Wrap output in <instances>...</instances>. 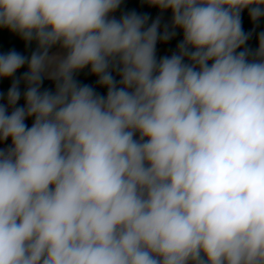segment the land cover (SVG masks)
<instances>
[{
  "label": "clouds",
  "instance_id": "obj_1",
  "mask_svg": "<svg viewBox=\"0 0 264 264\" xmlns=\"http://www.w3.org/2000/svg\"><path fill=\"white\" fill-rule=\"evenodd\" d=\"M140 2L0 0V264H264V0Z\"/></svg>",
  "mask_w": 264,
  "mask_h": 264
},
{
  "label": "trees",
  "instance_id": "obj_2",
  "mask_svg": "<svg viewBox=\"0 0 264 264\" xmlns=\"http://www.w3.org/2000/svg\"><path fill=\"white\" fill-rule=\"evenodd\" d=\"M122 10L123 11L135 10L136 12L141 13V14L147 13L152 19L159 13V10L157 8L149 7L147 4H141L140 0H124V3L122 5ZM168 13L171 15L170 12ZM117 15H119V13H117ZM242 24L246 32L251 31L253 28V24L248 16L247 10H245L242 13ZM260 31H264V19H261L259 21L258 26L256 27V33H254L252 38L248 41L249 47L255 49L258 46L257 34ZM177 42L178 41L173 39L169 41L168 43H166L169 49V53L175 49V45ZM32 47L34 48V45ZM13 48L25 54L31 51V49H28L26 51L24 42L18 36L10 33L7 29H0V53H6L7 51ZM24 70L26 69L19 70L17 75H19ZM78 79L82 83H87V84H94V80H95L94 77L87 75V69L80 73ZM9 84H10V81H7V80L0 81V90L6 91ZM43 87L52 88V84L49 81L45 80ZM97 91L104 93L105 90L97 88ZM29 124H30V121H29Z\"/></svg>",
  "mask_w": 264,
  "mask_h": 264
},
{
  "label": "rangeland",
  "instance_id": "obj_3",
  "mask_svg": "<svg viewBox=\"0 0 264 264\" xmlns=\"http://www.w3.org/2000/svg\"><path fill=\"white\" fill-rule=\"evenodd\" d=\"M164 14H166V12ZM164 14H163L162 23L170 20V17L164 16ZM158 15H160V12L158 13ZM158 15H156L153 19H155ZM179 39H182V33L178 34L174 40L179 41ZM157 54L158 56L169 55L168 46L165 43L161 45H157Z\"/></svg>",
  "mask_w": 264,
  "mask_h": 264
},
{
  "label": "crops",
  "instance_id": "obj_4",
  "mask_svg": "<svg viewBox=\"0 0 264 264\" xmlns=\"http://www.w3.org/2000/svg\"><path fill=\"white\" fill-rule=\"evenodd\" d=\"M157 15H158V14H157ZM164 16H169V17H171L170 14H169L168 12H166V14H164Z\"/></svg>",
  "mask_w": 264,
  "mask_h": 264
},
{
  "label": "built area",
  "instance_id": "obj_5",
  "mask_svg": "<svg viewBox=\"0 0 264 264\" xmlns=\"http://www.w3.org/2000/svg\"><path fill=\"white\" fill-rule=\"evenodd\" d=\"M161 44H163V43H158V45H161ZM172 51H173V50H172ZM172 51H171V52H172ZM171 52L169 53V55L171 54Z\"/></svg>",
  "mask_w": 264,
  "mask_h": 264
}]
</instances>
